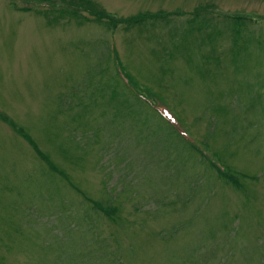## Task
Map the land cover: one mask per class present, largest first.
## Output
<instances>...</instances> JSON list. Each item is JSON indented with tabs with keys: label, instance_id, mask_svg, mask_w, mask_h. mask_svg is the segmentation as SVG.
<instances>
[{
	"label": "rangeland",
	"instance_id": "rangeland-1",
	"mask_svg": "<svg viewBox=\"0 0 264 264\" xmlns=\"http://www.w3.org/2000/svg\"><path fill=\"white\" fill-rule=\"evenodd\" d=\"M90 1L0 0V264H264V0Z\"/></svg>",
	"mask_w": 264,
	"mask_h": 264
},
{
	"label": "trees",
	"instance_id": "trees-1",
	"mask_svg": "<svg viewBox=\"0 0 264 264\" xmlns=\"http://www.w3.org/2000/svg\"><path fill=\"white\" fill-rule=\"evenodd\" d=\"M43 2L46 3L48 7H51L49 10H43V11H37V13H40L47 22L54 23L58 19L61 18L62 15L66 14L67 12L70 13V15L74 18V20H79L80 22H88L93 21L97 24H105L107 28L109 29H116L119 25L124 24L126 30L132 29V28H140L145 23H148L151 21V23H155L156 21L160 22H168L170 18H167L166 13L163 12H156V13H141L132 17L128 18H120L117 19L113 17L112 15L105 12L101 7H99L97 4L93 3L90 0H43ZM59 3V5H58ZM64 5L67 8L70 7V10L64 11L67 8L63 9L59 6ZM16 10L21 11V8L14 7ZM62 10H59V9ZM87 14V15H85ZM201 15L200 11L197 14H194L195 18H199ZM213 16H215L212 13ZM216 18V16H215ZM201 19V18H200ZM223 26L227 27V32H231L233 41L236 42L239 37L242 36L243 32H245L246 36L251 37L252 32L249 27H247V24H252L250 21L251 19H248L247 16H223ZM205 22V21H203ZM207 22V21H206ZM220 24V23H219ZM247 27V29H246ZM191 31V30H190ZM211 39L216 38L217 36H220V34L213 35L212 31L210 32ZM117 61V60H116ZM118 62V61H117ZM118 66H120L118 62ZM0 119L2 121H6L5 117L0 114ZM14 131H16L19 135H21L23 138L27 140V142L34 148V145L32 141L26 137L21 131L16 130L14 127L12 128ZM36 152H38L36 150ZM211 167L215 168L213 164L210 165ZM230 167H225L224 170L216 169L217 175L220 178V182L223 183V185H227L230 187H233L235 189H241L243 188V185L241 183V180L247 179L246 175L238 174L231 170ZM249 180H253L252 178H249Z\"/></svg>",
	"mask_w": 264,
	"mask_h": 264
}]
</instances>
